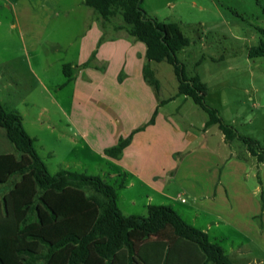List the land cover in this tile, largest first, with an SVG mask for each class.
Returning a JSON list of instances; mask_svg holds the SVG:
<instances>
[{
    "label": "rangeland",
    "instance_id": "1",
    "mask_svg": "<svg viewBox=\"0 0 264 264\" xmlns=\"http://www.w3.org/2000/svg\"><path fill=\"white\" fill-rule=\"evenodd\" d=\"M42 1L0 0V100L23 115L24 126L35 138L38 153L51 173L68 164L71 170H77L73 163L82 161L79 170L97 174V167L104 162L87 151L82 142L73 143L70 128H63L72 84L66 82L61 66L64 46L74 54L69 42L81 41L89 17L92 19L95 13L90 15L93 10L83 0H49L58 14L42 31L37 26V9ZM142 7L149 17L180 26L190 39V44L177 53L186 74L198 75L207 84L206 102L218 109L225 123L264 147V56H249L250 47L264 39V0H143ZM31 15L33 18L27 20ZM110 19L111 24L124 23L119 11ZM123 33L128 34L126 24ZM52 42L61 51H55V46L46 48ZM151 65L159 80L160 97H177L165 104L164 110L173 112L174 106L181 104L197 125L201 117L209 120L208 112L191 97L185 100L178 94L179 80L172 63L163 60ZM11 74L15 75L13 80ZM56 83L65 85L57 90ZM210 125L209 133L201 131L199 152L208 148L216 154L200 161L199 169L203 174V168L208 174H217L218 179L209 192L199 180L198 224H211V237L227 250L238 244L243 247V253L236 254L241 255L236 258L240 264H264V158L259 161L238 138L227 141L231 145L223 143L218 124ZM71 135L78 137L74 132ZM0 151H15L1 127ZM184 189L177 184L170 192L187 200L175 201L185 207L193 204V196ZM118 191L121 204L126 198L136 197L137 204H131V211L148 214V191L138 186ZM87 194L96 195L92 190ZM152 201L173 202L159 196Z\"/></svg>",
    "mask_w": 264,
    "mask_h": 264
},
{
    "label": "trees",
    "instance_id": "2",
    "mask_svg": "<svg viewBox=\"0 0 264 264\" xmlns=\"http://www.w3.org/2000/svg\"><path fill=\"white\" fill-rule=\"evenodd\" d=\"M142 2L85 0L105 19L119 11L129 35L145 43L149 61L174 65L178 94L191 97L208 112L207 125L218 124L226 141L240 139L263 161L259 141L225 123L218 109L206 102L207 84L198 75L186 74L177 53L190 39L177 23L149 17ZM249 56H264V39L250 47ZM63 72L69 81L71 64H64ZM143 72L159 90L150 62ZM155 114L148 123L154 122ZM0 127L15 149L0 153V264H235L222 245L169 204H149L147 215H125L118 206L117 185L103 176L71 169L51 173L22 114L1 100ZM140 129L121 137L105 154L117 158Z\"/></svg>",
    "mask_w": 264,
    "mask_h": 264
},
{
    "label": "crops",
    "instance_id": "3",
    "mask_svg": "<svg viewBox=\"0 0 264 264\" xmlns=\"http://www.w3.org/2000/svg\"><path fill=\"white\" fill-rule=\"evenodd\" d=\"M83 2L85 4V0ZM50 4L49 0H43L37 9L40 16L37 17V26L42 31L47 28L49 20L58 14L57 9H52ZM89 8L93 10L90 15L95 13V16L92 19L89 17L84 36L80 42H69L74 54H69L64 46L61 66L62 70L66 63L72 66V77L67 81L72 84V95L67 107V122L63 128H70L73 143L82 142L87 151L98 155L99 160L104 162L103 166L97 167V174L114 180L118 187V206L125 215L137 214L131 211V204H137V198H126L121 204L118 190L125 186H138L150 193L146 204L171 205L185 220L206 231L213 241L221 245L219 240L210 235L211 224H198L199 180L206 185L205 191L209 192L218 179L217 174H208L205 168L203 174L202 169H199L200 161L209 160L216 154L208 148L199 152V139L203 137L201 131L209 133L211 125H207L208 120L202 117L200 124L194 123L192 116L184 111L181 104L174 106L173 112L164 110V105L177 97H160L159 90L145 80L144 64L147 61L152 64L155 62L147 59L145 43L129 33H123L124 23L111 24L110 18L105 19L92 7ZM32 18L33 15L27 20ZM110 30H114V33ZM54 46L55 51H61L62 48L55 42L46 48ZM14 76L11 74L10 79L13 80ZM64 85L56 83L55 86L61 90ZM183 97L188 99L186 95ZM155 111L154 122L148 123ZM139 128L117 158L105 154L106 148L116 145L121 137H127ZM71 132L78 137L75 138ZM221 139L225 144H232L225 140L223 132ZM6 152L11 151H0ZM248 155L251 156L249 152ZM73 164L77 165V171L88 173L79 170L83 167L82 161ZM70 166L68 164L63 169H70ZM230 172L229 168L227 177ZM121 182L123 184L119 185ZM177 184L193 196L192 205L185 204L184 207L183 204H176L177 201H187L170 192ZM154 196L173 202L153 203ZM223 248L235 264L241 263L236 259L241 255L236 254H242L243 247L238 244V247L233 246L228 250Z\"/></svg>",
    "mask_w": 264,
    "mask_h": 264
}]
</instances>
